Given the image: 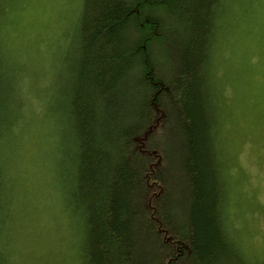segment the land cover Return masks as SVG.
Masks as SVG:
<instances>
[{
	"label": "trees",
	"instance_id": "trees-1",
	"mask_svg": "<svg viewBox=\"0 0 264 264\" xmlns=\"http://www.w3.org/2000/svg\"><path fill=\"white\" fill-rule=\"evenodd\" d=\"M224 1L83 0L64 116L86 264H249L222 215L210 86Z\"/></svg>",
	"mask_w": 264,
	"mask_h": 264
},
{
	"label": "rangeland",
	"instance_id": "rangeland-1",
	"mask_svg": "<svg viewBox=\"0 0 264 264\" xmlns=\"http://www.w3.org/2000/svg\"><path fill=\"white\" fill-rule=\"evenodd\" d=\"M227 3L210 86L222 117L224 226L249 264H264V0ZM82 7L0 0V170L10 213L0 264H86L64 116Z\"/></svg>",
	"mask_w": 264,
	"mask_h": 264
},
{
	"label": "bare ground",
	"instance_id": "bare-ground-1",
	"mask_svg": "<svg viewBox=\"0 0 264 264\" xmlns=\"http://www.w3.org/2000/svg\"><path fill=\"white\" fill-rule=\"evenodd\" d=\"M226 1V0H225ZM230 9V6H229V4L227 3L225 6H224V4H222L221 5V7H220V14L222 15L221 17H220V19H218V21H217V31H216V35H217V37H218V33H219V29H220V27H221V25L223 26V23L221 22V19H222V17H224V15L226 14V13H228V10ZM73 151V149H72V147H69V156H68V159H69V163H68V165H71V169L72 168H74V162H73V160H74V151ZM72 171H73V169H72ZM6 172V170L5 169H1L0 170V176H1V179H2V184L4 185V188H3V190H4V195L2 196L3 198V200H1V204H0V207H6V205H7V198H6V196H7V194H6V187H8V184L7 183H4V177H5V173ZM227 187V186H226ZM70 189V188H69ZM226 192H227V189H226ZM227 198H228V194H227ZM228 200V199H227ZM225 211H226V207H224V209H223V213H222V215H223V221H225ZM224 228H225V226H224ZM226 228H227V231H228V233H229V228L226 226ZM225 228V229H226ZM224 229V231H225V233H227L226 232V230ZM227 235V234H226ZM229 236V235H228ZM228 236H227V238H228ZM230 238V237H229ZM228 238V241H229V243L231 244V245H235L236 244V241L235 240H232L231 238L229 239Z\"/></svg>",
	"mask_w": 264,
	"mask_h": 264
}]
</instances>
